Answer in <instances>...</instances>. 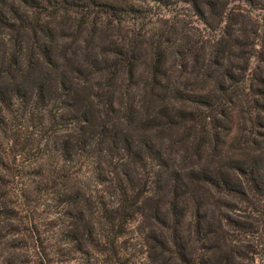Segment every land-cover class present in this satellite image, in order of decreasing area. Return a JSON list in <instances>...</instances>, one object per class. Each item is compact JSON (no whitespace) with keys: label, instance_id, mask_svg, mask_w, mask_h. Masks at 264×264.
Masks as SVG:
<instances>
[{"label":"trees","instance_id":"obj_1","mask_svg":"<svg viewBox=\"0 0 264 264\" xmlns=\"http://www.w3.org/2000/svg\"><path fill=\"white\" fill-rule=\"evenodd\" d=\"M154 1L143 11L101 1L0 0V236H26L39 256L69 247L66 253L110 252L112 264H128V243L148 228L173 254L192 207L187 233L203 245L215 235L204 226L207 203L229 241L264 243V82L257 88L247 77L257 44L246 37L252 50L239 67L216 48L190 72L196 85L177 82L163 63L180 19H165L151 76L139 84L147 24L136 28L137 18L184 2L207 24L199 0ZM197 50L181 52V67ZM44 198L64 210L57 229L26 224L25 207ZM11 247L13 254L20 246ZM182 249L179 259L194 264ZM260 250L251 245L247 253Z\"/></svg>","mask_w":264,"mask_h":264},{"label":"rangeland","instance_id":"obj_2","mask_svg":"<svg viewBox=\"0 0 264 264\" xmlns=\"http://www.w3.org/2000/svg\"><path fill=\"white\" fill-rule=\"evenodd\" d=\"M84 1L86 3L90 2L91 4L93 1L107 2L124 8L135 6L143 11V8H147L148 4L155 3L154 0ZM199 3L205 11L207 24L197 15L192 5L184 2H179L177 5L168 9L163 8L161 10L154 8L145 20L137 18L136 28L137 26H142L145 22L147 25L143 29V32L147 34L145 33L144 42L139 51L135 79L139 84H143L151 76L152 45L156 39L155 34L160 33L159 28L162 25L165 26V19L169 20L175 17L177 20L178 18L180 20L175 26V33L170 36L171 40L165 45V60L163 63V69L173 80L186 83L194 82V85H196L195 75L194 73L190 74V72H193V67H196L197 70L203 62H206L208 53L216 48H221L231 58L235 66L245 65V56L248 58V54H245L244 51L252 50L246 47L247 42H249L246 37L252 36V40L250 39V41L256 43L257 46L254 48L247 63L250 64V70L247 75L248 83H252L255 87L261 88V83L262 81L264 82V69L262 70V66H264V0H199ZM139 14L143 15L144 13ZM156 18H162V22L160 20L155 22ZM219 25L221 26L220 30L215 32L213 29ZM165 28L166 26L163 27V30ZM218 40L221 42L218 43ZM182 47L185 48L182 49ZM197 48V58L191 59L189 68L181 67V52H190L191 50L193 52ZM237 73L236 71L235 74L237 75ZM205 81L208 83H206L207 88L213 83L212 79H206ZM190 93L194 95L206 94V91L194 89ZM236 136L235 131L226 139L227 147L225 148L227 150H232L230 147ZM208 202L211 204L212 200L210 199ZM193 210L194 207L187 211L185 220L183 221V239H178L177 245H171V248L175 251L173 254H169L162 249L158 242L159 237L157 236L159 230L155 229L156 231H151L148 228L141 235V238L128 243L133 255L127 256V263L183 264L181 258L179 259L178 257L183 246L182 250L185 251V254L189 255V258L195 259L194 264H202L201 259H199L200 257L210 259V264H264V243L261 244L259 240L248 241V239L238 241V243L229 241L227 228L224 225L221 215H219L218 211L212 205H208L207 203L203 207L207 215L204 226L207 231L215 229V235L211 234L204 241L203 245L196 244L195 247L193 240L189 238L187 233L189 223L193 218ZM22 214L25 217L27 225H37L41 230L49 227H55L57 229L60 224L63 225L62 223L65 219L64 210L57 209L49 198L40 199L35 205L32 204L25 207ZM134 226L136 229L134 232L137 235L139 232L138 224ZM3 234H5V230L2 231V236H0V264H9L8 262L14 264H112V255L110 252H106L103 255L93 251L88 254L84 252L66 253L65 251L69 247L63 251L65 255L51 252L52 248L50 247V254L48 256H39L33 253V249L28 246L31 244V241H28L26 236L16 237L9 235L4 237ZM136 241L137 244H135ZM53 242L54 239L49 240L48 244L52 245ZM15 244H19L20 247L12 254L11 250L13 248L11 245L13 246ZM251 245H255L256 248L261 249L260 253H247V248H250ZM233 249H238V252H235ZM195 251L196 254L194 253Z\"/></svg>","mask_w":264,"mask_h":264}]
</instances>
